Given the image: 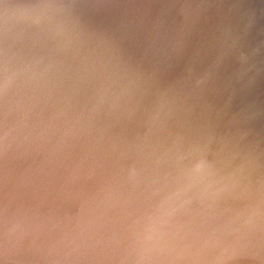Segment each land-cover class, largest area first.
Masks as SVG:
<instances>
[{
	"label": "water",
	"instance_id": "1",
	"mask_svg": "<svg viewBox=\"0 0 264 264\" xmlns=\"http://www.w3.org/2000/svg\"><path fill=\"white\" fill-rule=\"evenodd\" d=\"M0 264H264V0H0Z\"/></svg>",
	"mask_w": 264,
	"mask_h": 264
}]
</instances>
